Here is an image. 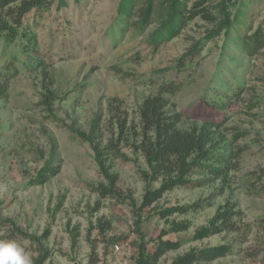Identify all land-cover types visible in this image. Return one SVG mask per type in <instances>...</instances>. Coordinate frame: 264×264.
<instances>
[{"label": "rangeland", "instance_id": "374dc122", "mask_svg": "<svg viewBox=\"0 0 264 264\" xmlns=\"http://www.w3.org/2000/svg\"><path fill=\"white\" fill-rule=\"evenodd\" d=\"M46 1L47 9L31 10L19 26L0 13L18 32L9 42L0 31V239L20 242L34 264L44 255L42 264H134L140 235L149 243L169 228L160 210L210 202L196 213L169 217L189 221V228L163 237L182 245L156 264L220 244L232 253L209 264H264V49L250 57L241 44L250 29H264V0H234L236 24L227 34L203 41L214 24L197 17L158 49L147 39L158 14L144 32L138 29L143 0H136L128 20L117 13L120 0H65L61 8L58 0ZM220 1L206 0L204 7L215 13ZM201 40L198 52L187 55ZM166 84L180 86L163 96L166 110L182 115V129L223 122L214 146L242 151L224 181L176 188L140 212L147 166L133 149L139 108ZM95 120V139L117 176L116 197L95 191L106 181L90 145L72 132L88 133ZM48 163L58 174L34 185ZM224 206L234 214V231L193 241L194 231ZM46 232L39 241L23 235Z\"/></svg>", "mask_w": 264, "mask_h": 264}, {"label": "trees", "instance_id": "16d2710c", "mask_svg": "<svg viewBox=\"0 0 264 264\" xmlns=\"http://www.w3.org/2000/svg\"><path fill=\"white\" fill-rule=\"evenodd\" d=\"M143 1L144 6L139 12V31L144 32L152 24L153 15L158 14L160 18L158 27L147 37L149 45L154 49L175 39L187 24L197 17L214 24V27L204 36L203 41L229 33L236 24V18L231 12V8L236 6L234 0H221L214 8L215 13L211 12L209 7H204L206 0L195 2L191 8L188 6L190 0ZM58 3L59 8L66 5L65 0H58ZM49 6L50 2L46 0H0V13L5 12L6 16L12 17L13 24L19 26L31 10H45ZM135 6L136 0H120L117 7L119 17L128 20ZM239 13L238 15H240ZM0 31L7 33L9 42H13L18 33L1 16ZM203 41L196 42L187 55L196 54ZM241 44L243 51L248 56L258 55L264 49V29L261 26L254 31L250 29L249 33L241 38ZM179 89L178 84L163 85L159 94L147 97L139 108L140 139L133 149L143 156L147 166V171L141 172L146 187L138 207L140 212L151 207L165 193L176 188L195 189L213 184L217 180L224 181L235 167L233 160L237 159L242 151L241 148L233 151L232 148H216L214 146V141L223 122H206L190 129H182L180 127L182 115L169 113L166 110L168 101L163 96L165 93L175 95ZM124 127L125 124L120 126V134L123 133ZM96 129L97 121L95 120L88 133L76 129H73L72 132L90 145L100 176L106 181V184L99 183L95 191L101 198L116 197L117 176L111 172L110 164L103 152L104 149L95 139ZM58 172V166L48 163L38 172L33 184L44 185ZM196 175L200 178L194 179L193 176ZM153 182H159V186L152 188ZM224 189V186L219 187L216 196L221 195ZM209 205L210 202H195L190 205H177L160 210V217L167 220L169 228L161 231L157 239L149 243L143 239L142 234L140 235L141 240L136 246V253L133 256L134 264H156L167 252L179 249L182 245L181 241L163 237L169 233L177 234L187 231L189 221H169V217L174 214L196 213ZM233 215L232 210L224 206L206 225L194 231L192 240L199 241L224 231H234ZM138 217L140 218V215ZM47 234L48 232L41 238L28 234L23 235L33 241H39L44 239ZM232 250L233 248L226 244L190 249L174 258L170 264H209L229 256ZM44 259L45 255L37 260V264H42Z\"/></svg>", "mask_w": 264, "mask_h": 264}, {"label": "clouds", "instance_id": "9594fccd", "mask_svg": "<svg viewBox=\"0 0 264 264\" xmlns=\"http://www.w3.org/2000/svg\"><path fill=\"white\" fill-rule=\"evenodd\" d=\"M0 264H34V261L17 240L0 239Z\"/></svg>", "mask_w": 264, "mask_h": 264}, {"label": "built area", "instance_id": "2783aa9c", "mask_svg": "<svg viewBox=\"0 0 264 264\" xmlns=\"http://www.w3.org/2000/svg\"><path fill=\"white\" fill-rule=\"evenodd\" d=\"M117 250L119 249L118 246L115 247Z\"/></svg>", "mask_w": 264, "mask_h": 264}]
</instances>
